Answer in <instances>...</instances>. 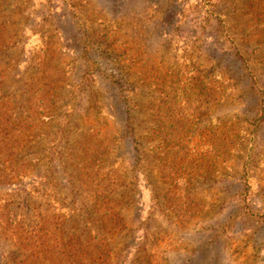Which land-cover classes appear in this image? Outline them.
<instances>
[{
    "label": "rangeland",
    "instance_id": "1",
    "mask_svg": "<svg viewBox=\"0 0 264 264\" xmlns=\"http://www.w3.org/2000/svg\"><path fill=\"white\" fill-rule=\"evenodd\" d=\"M0 264H264V0H0Z\"/></svg>",
    "mask_w": 264,
    "mask_h": 264
}]
</instances>
